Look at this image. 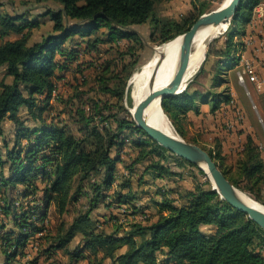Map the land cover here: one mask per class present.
<instances>
[{
  "label": "trees",
  "instance_id": "obj_1",
  "mask_svg": "<svg viewBox=\"0 0 264 264\" xmlns=\"http://www.w3.org/2000/svg\"><path fill=\"white\" fill-rule=\"evenodd\" d=\"M34 1L58 6H45L41 15L31 9L0 10V70L5 71L0 80L1 264H38L42 257H55L53 264H264V229L221 198L208 177L192 174L191 187L178 190L157 182H177L184 165L206 174L152 140L128 109L132 101L126 79L142 47L136 27L149 24V39L165 43L187 31L210 4L192 2V10L176 19L157 13L165 0ZM259 2L243 0L222 46H209L208 57L214 59L208 89L193 86L205 71L202 66L182 92L163 99L162 109L175 131L197 144L184 125L189 113L198 115L201 105H208L221 132L214 148L200 146L235 187L264 204V150L256 136L239 128L229 81L221 75L225 65L238 64L235 51L242 42L234 37L245 34ZM41 16L49 17L52 29L30 41ZM121 40L136 44L120 53L130 57L122 65L124 75L116 71L115 59L91 62L98 94L71 102L73 107L63 110L66 118H59L61 111L52 115L51 101L59 98L57 80L79 67L84 54L99 53L100 44L118 46ZM222 84L223 90L215 89ZM29 118L33 126L26 125ZM225 121L232 122L231 129ZM242 133L241 149L231 152L235 158L228 163L223 142ZM140 164L158 185L159 198L147 203L140 199L149 192L133 180ZM135 177L138 185L143 183L142 176ZM101 204L108 213L94 212ZM151 206L156 208L153 217Z\"/></svg>",
  "mask_w": 264,
  "mask_h": 264
},
{
  "label": "rangeland",
  "instance_id": "obj_2",
  "mask_svg": "<svg viewBox=\"0 0 264 264\" xmlns=\"http://www.w3.org/2000/svg\"><path fill=\"white\" fill-rule=\"evenodd\" d=\"M201 1L207 2L210 4V8L205 11V12H208L220 6L223 0H213L211 2L209 0H165L157 5L156 11L158 14L162 16H170L176 19H180L182 16L187 15V13L192 10L193 8L192 4L194 2L196 4H199ZM0 4H2L0 10L5 9L8 11H12L13 9H15L20 12L25 9H31V12L33 14H38V15H41L45 11V8H46L45 6H52V7L58 6L57 4L51 1H42V2L37 3L34 0H0ZM40 21L41 23L37 27L33 28L30 41L40 40L43 35H45L47 32H49L52 29V21L49 19L48 16H41ZM227 29L207 41L206 46H205L206 57L204 59V62L202 63V66L205 68V71L203 74H201L198 77L197 81L193 83V86L198 87L199 85L201 86L203 85L204 90L208 89V87L210 86V81L212 77V73H211L212 67L211 66H212L214 56L209 55L208 57V48L209 46H215V47L222 46L224 38H225L224 37L225 32L227 31ZM136 30L141 35L142 47H138V51L136 55L137 62L135 63L133 70L129 73L126 79L127 80L126 95L128 96L129 94L131 101H132L131 106H128L130 114H131V108L133 107V103H134L133 96L135 95L138 86L142 82L143 70L149 63L152 62L154 57L157 55V52L161 50L162 45L164 44V43L156 44L155 42H152L149 39V33H150L149 24L136 27ZM244 37L245 36H242V35L236 36L234 37V41L241 42V40ZM134 43L135 42L132 40H121L119 41L118 46H111L110 44H100L101 51L99 53L91 52L88 54L87 53L84 54L81 58V63H80L81 65H79V67L77 66L74 67V71L66 72L63 79L57 80V87H58L57 97L59 98H56L55 100L51 101L53 104L51 114L56 116V114L57 113L60 114V111H61L59 118H66L67 115L63 113V110H66V109L69 110L71 107H73V105H71V102H73V104L76 105L80 102V97L91 98L98 94L94 89L95 82L93 80V75L95 71H94L93 65L92 66L89 65L91 62L95 63V62H102L107 59H115L116 60V71L121 72V76H123L124 72H122V65L123 63H128L130 61V57L126 53L124 54H120V53L125 52L128 46H136V44ZM226 66L227 65H225L223 74L221 75L225 76L228 79L229 82L227 85L229 86L231 85L232 87H234L235 91L240 96L241 101L246 106L245 110L247 111V113L251 112L252 114L251 116L255 120L253 121L254 130L259 136L260 141L264 142V129L262 130L261 125L257 122L258 116L256 117V114L259 115L260 113L261 119L263 120V124H264V99L260 95H258L256 92L255 93L252 92L251 99H250L251 101H249V98L245 94V90L243 86L240 85L236 79V69H237L238 64L234 63L232 65H228L227 68ZM78 68H80L81 71H78L77 70ZM198 68L199 66L195 68V70L191 71L187 75V78L191 76L190 78L192 80L193 77H195V75L199 72L198 71L194 75V73L197 70H199ZM224 87H225V84H222V85L217 86L215 89L223 90ZM100 95L103 97H107L106 95H103V94H100ZM200 108L202 111L198 115L189 113L190 114L189 120L187 119L189 122L185 123L184 128L186 130V134L189 139H194L198 141L197 144L205 147L206 149H212L215 146L216 139L218 140V137H220L221 130L220 129L216 130L218 126L215 125L216 120L219 118L212 116L209 112L203 111L202 107ZM21 116L23 119L27 118V114L25 110L21 112ZM25 123L26 125L28 124L30 126H33L34 124L30 118L26 120ZM7 126L9 127V124ZM126 152H129V151L126 150ZM126 152L123 153L124 159L127 156ZM224 153H225L227 162L233 163L234 158H235L234 155H232L231 152H224ZM140 165L142 167L139 166L137 172L133 173V180H134L135 187L137 186L140 190L143 189L149 192L148 195L140 199L142 202L147 203L150 200V197H154L156 199L159 198L155 194V190L157 189L158 185L151 181L150 176L148 174L144 173L143 164H140ZM118 169H119V172H123L124 167L121 164L120 165L118 164ZM181 170L183 171V176L181 179H178L177 182L173 183L172 182L173 178L166 179L165 181H163V183H162V180H157V182L161 185L165 184L167 188H172L173 186V188L178 190L179 188L191 187L192 182H193L192 174H196V176L200 180H204L206 177H208L207 174L206 176H201L198 173V170L196 167H190L188 165H184L181 167ZM135 176H142L143 183L138 185L135 179L137 177ZM94 212H98L99 214L102 215V214L108 213V209L104 208V206L101 204L100 207ZM114 212L119 214V213H122L123 211H121L120 209L114 208ZM148 212L153 217L154 213L156 212V208L151 206L150 208H148ZM122 214H121V218H123ZM65 218L70 219L71 214H66ZM49 220L54 223V216L51 213V210L49 212ZM76 242H77V239L73 241L72 246ZM1 251L2 250L0 248V264L3 262V259H4V256ZM30 253L31 252H29V256L33 255V253L31 254ZM58 256L60 257L59 254ZM54 259L55 257H53V259H50V260L48 259L45 260L42 257L40 258L38 264H53Z\"/></svg>",
  "mask_w": 264,
  "mask_h": 264
},
{
  "label": "water",
  "instance_id": "obj_3",
  "mask_svg": "<svg viewBox=\"0 0 264 264\" xmlns=\"http://www.w3.org/2000/svg\"><path fill=\"white\" fill-rule=\"evenodd\" d=\"M242 1L243 0H230L229 3L225 5L224 7L218 6L215 9H212L208 12L201 14L194 21V23L189 27L187 31H185L184 33L180 35H177V36L182 37V41L180 45L178 66H177V69L173 77L171 78L167 86L149 93L147 97H145L142 101H140L137 104V106L135 107L134 111L131 112V114H132L133 120L136 123V126L141 128L157 144L166 148L167 150H169L176 156L188 161L189 163L198 166L200 169L204 171L205 174H207L205 169L202 167L203 165H205L209 173L208 178L213 184L212 188L218 191L221 198L225 199L237 210L246 213L247 216L252 221L258 224L262 229H264V212H262L261 210L257 208L250 206L249 204H247L240 198L238 193L243 192V191L235 187L229 181V179L225 176L223 171L220 169L218 163L214 160V158L209 154L207 150H205L204 148H202L200 145L196 143L185 140L182 136H180L175 131L170 120L169 122L174 130V135H169L165 133L164 131L154 127L148 122L145 116L146 108L154 100H159L161 107H162V101L165 97L175 96L179 94L185 89L188 81L191 80L190 78L185 83L184 88L179 91L180 86L182 85V82H183L184 75L186 73V69L188 67L190 53L192 49V42L197 32L202 27L211 25V24L217 25L220 23H227L229 25L236 11L240 8ZM205 57H206V53L204 52L203 60L200 63L199 68H198L199 70L202 67V63L204 62ZM199 70H197L194 73V75Z\"/></svg>",
  "mask_w": 264,
  "mask_h": 264
},
{
  "label": "bare ground",
  "instance_id": "obj_4",
  "mask_svg": "<svg viewBox=\"0 0 264 264\" xmlns=\"http://www.w3.org/2000/svg\"><path fill=\"white\" fill-rule=\"evenodd\" d=\"M229 1L230 0H223L220 6L224 7L229 3ZM253 14H255V7L252 12L251 20ZM227 26V23H220L217 25L211 24L202 27L197 32L192 42V49L190 53L188 67L186 69V73L184 75L183 82L180 86L179 91L184 88L185 83L190 79L191 76L187 78V75L191 71L195 70V68H197L202 62L207 41L224 31ZM181 41V36H177L166 41L162 45L161 50L157 52V55L154 57L152 62L144 68L142 82L138 86L134 95L135 102L134 106L131 108V112L134 111L137 104L142 101L145 97H147L149 93L167 86V84L170 82L178 66ZM241 42L242 44L235 51V57L238 60V64L240 62V59H242V54L245 52V48L247 46L246 36L241 40ZM145 116L148 122L154 127L164 131L169 135H174V130L170 125L167 116L162 111V107L159 100H154L146 108ZM202 167L205 169L207 175L209 176L206 166L203 165ZM238 195L244 202H246L250 206L264 212V204L257 202L256 200H254L243 192H239Z\"/></svg>",
  "mask_w": 264,
  "mask_h": 264
},
{
  "label": "built area",
  "instance_id": "obj_5",
  "mask_svg": "<svg viewBox=\"0 0 264 264\" xmlns=\"http://www.w3.org/2000/svg\"><path fill=\"white\" fill-rule=\"evenodd\" d=\"M249 31L245 34L247 38V49L252 50L254 58L242 54V59L236 69L237 82L243 86L245 94L251 99L252 92L264 93V60L259 56L264 52V2L255 6V14L248 23ZM234 103V98H232ZM237 120L241 121L243 113L236 108ZM226 127L231 129L232 122H226Z\"/></svg>",
  "mask_w": 264,
  "mask_h": 264
},
{
  "label": "crops",
  "instance_id": "obj_6",
  "mask_svg": "<svg viewBox=\"0 0 264 264\" xmlns=\"http://www.w3.org/2000/svg\"><path fill=\"white\" fill-rule=\"evenodd\" d=\"M261 2H264V0H261ZM249 31V25H246L245 28V34ZM245 34H243L242 36H245ZM245 55L249 56L250 58H254V53L252 52V50L247 49L245 51ZM263 60H264V52L261 53L259 55ZM5 71L4 70H0V80L1 78L4 76ZM9 78L7 77V80ZM230 91H231V97L234 98V103L235 106L237 108H240L241 111L243 112L244 116L242 118V120L239 122V128H242L243 130H245V132H250L252 133L254 136H256V139L258 141V143L260 144V146L262 148H264V142L260 141L259 136L257 135V133L254 130V126H253V121H255L252 118V114L251 112L247 113L246 106L244 105V103L241 101L240 96L237 94V92L235 91L234 87H232L230 85ZM257 93V92H256ZM258 95H260L263 99H264V93H257ZM249 101H251L249 99ZM203 111L208 112L209 111V106L206 104H203L202 106ZM205 107V108H204ZM202 111V110H201ZM260 115V116H259ZM259 115L256 114V117L258 116V120L257 122L261 125L262 130L264 129V124H263V120L261 119V114L259 113ZM243 135L239 134L238 136H234V135H230L224 142H223V150L224 152H232L235 154V152L239 149H241L242 143H243ZM203 230H206V232L211 231V227L210 226H204L202 228Z\"/></svg>",
  "mask_w": 264,
  "mask_h": 264
}]
</instances>
